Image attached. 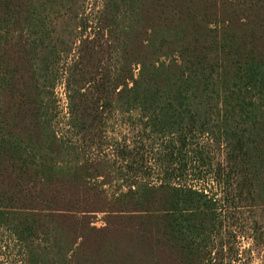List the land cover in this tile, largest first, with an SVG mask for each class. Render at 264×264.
<instances>
[{
	"label": "trees",
	"instance_id": "1",
	"mask_svg": "<svg viewBox=\"0 0 264 264\" xmlns=\"http://www.w3.org/2000/svg\"><path fill=\"white\" fill-rule=\"evenodd\" d=\"M60 78L76 134L138 111L165 180L109 194V160L55 130ZM198 139L223 156L222 201L171 181ZM206 148L192 171L214 167ZM229 194L264 213V0H0V264H232L216 242Z\"/></svg>",
	"mask_w": 264,
	"mask_h": 264
},
{
	"label": "rangeland",
	"instance_id": "2",
	"mask_svg": "<svg viewBox=\"0 0 264 264\" xmlns=\"http://www.w3.org/2000/svg\"><path fill=\"white\" fill-rule=\"evenodd\" d=\"M55 99L57 103L52 114L59 138L77 150L80 161L101 160V164H103L104 159L109 160L110 164L104 163L109 166L105 171L106 180L109 182L105 189L109 194H114L121 189L127 191L128 185L144 182L159 185L161 181L165 180L166 176L157 167L163 162L162 139L150 137L149 132L143 130L146 120L141 117L138 111L130 113L114 111L106 114L101 121L100 129L94 133L95 137L92 139L91 136L76 134L71 129L67 92L61 78L55 90ZM164 140L166 139L164 138ZM117 143L126 144L129 147L131 151L129 165H132V169L125 168L118 157L122 148H117L118 150L114 153ZM188 144L181 154L182 159L188 163V172L182 173L178 179L172 177L171 181L181 186L190 185L196 189H205L210 197L214 196L218 201H222L225 191L220 187L222 184H218L215 176L216 165L223 161L220 150L212 146L206 139L189 141ZM198 146L207 147L206 153L211 158L210 162L214 166L213 168L192 171L191 150ZM173 167L178 166L174 165ZM196 176H200L201 180L196 181ZM228 199L229 203H225L222 207L220 222L222 225H219L220 238L217 239V244L220 239L228 243L227 250L230 252V256L226 257L228 261L235 252H239L237 261L232 264H263L264 248L261 242L256 241L253 229L255 228L254 223L258 222L262 226L261 231L263 230L264 213L259 210L251 211L242 208L241 205H234L232 194H229ZM225 216L226 218H224ZM104 218L103 215L96 216L94 225L97 228L104 227Z\"/></svg>",
	"mask_w": 264,
	"mask_h": 264
}]
</instances>
